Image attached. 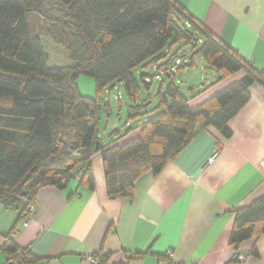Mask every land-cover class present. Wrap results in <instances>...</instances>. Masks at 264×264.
Here are the masks:
<instances>
[{
  "label": "trees",
  "instance_id": "trees-1",
  "mask_svg": "<svg viewBox=\"0 0 264 264\" xmlns=\"http://www.w3.org/2000/svg\"><path fill=\"white\" fill-rule=\"evenodd\" d=\"M55 1L67 14L56 7L40 10L35 0H0V206L19 212L18 222L32 215L44 187L65 190L80 177L81 186L95 190L92 159L97 153L103 157L108 195L132 199L137 180L148 172L158 175L199 127L231 138L229 123L249 102L251 86H264V71L255 69L178 0ZM42 37L62 46L72 66L48 67ZM179 43L193 50L191 67L194 56H201L219 73L215 83L239 71L246 74L198 105L184 94L178 77L167 76L157 90L159 111L127 136L114 131L105 143L100 124L104 109L110 111L106 89L124 83L134 103L128 118L140 115L146 107L140 105L134 71L169 63ZM187 67L185 63L181 71ZM146 75L144 71L140 78L150 90L154 84L145 83ZM82 76L94 79V98L79 90ZM122 137L126 139L120 142ZM15 229L3 235L7 264L37 263L40 258L12 238ZM263 234L264 195L235 211L230 244L236 257L228 264H236L242 243Z\"/></svg>",
  "mask_w": 264,
  "mask_h": 264
},
{
  "label": "crops",
  "instance_id": "crops-1",
  "mask_svg": "<svg viewBox=\"0 0 264 264\" xmlns=\"http://www.w3.org/2000/svg\"><path fill=\"white\" fill-rule=\"evenodd\" d=\"M178 2L255 69L264 71V0ZM204 70L211 71V79L200 83L197 92L189 88L193 105L246 74L239 71L215 83L219 73L209 66ZM79 82L81 93L94 98V83ZM250 96L229 123L231 138L199 127L158 175L148 172L137 180L132 199L108 195L103 157L97 153L92 159L95 190L81 186L77 177L65 190L42 188L35 211L20 222L19 212L0 211V264L10 258L3 249V235L15 226V242L40 258L34 264H91L89 257L95 255H101L104 264L232 262L235 211L264 195V86L252 85ZM238 253L246 255V264H264V234L242 243Z\"/></svg>",
  "mask_w": 264,
  "mask_h": 264
},
{
  "label": "rangeland",
  "instance_id": "rangeland-1",
  "mask_svg": "<svg viewBox=\"0 0 264 264\" xmlns=\"http://www.w3.org/2000/svg\"><path fill=\"white\" fill-rule=\"evenodd\" d=\"M43 47L48 55V61L47 65L50 68H62V67H69L72 66L73 61L70 59L68 52L60 45L55 44L51 39H47L45 37L41 38ZM188 49V46L186 43H179L176 44L173 47V52L176 53L177 51L180 52L179 54L183 55ZM194 62L195 65L193 67H187L186 69L182 70L181 73L178 75V79L181 81L182 84H180L181 89L183 90L184 94L187 96L191 95L190 87H194L195 91L197 92L200 87V83L207 82V79H211V71L204 70V66H208L204 59L201 56H194ZM210 69V68H209ZM154 67H150L148 69V73L150 75H154ZM135 74L139 78V84L141 87V102L140 105H145L146 101L148 99L151 100V105L144 108L141 111V114L129 119V110L132 106H134V103L129 99L125 84H118L116 86V89L114 90L113 94L110 97V111L107 112L106 108L104 109L102 121L100 124V131L101 136L104 138L105 143H109L111 141L110 135L116 131L119 130L122 135H128V131L130 129L134 130L138 128L140 125H142L145 121L146 117H152L156 112L159 111L158 106L160 102V98L156 96V91L159 87V82H155L153 87L148 90L143 83L142 79L140 78L141 73L144 72V69L142 67H138L135 71ZM193 77V80L189 79L188 76L191 75ZM202 76L206 78L205 80H202ZM81 79H89L92 83H94V94L93 96H96V85L93 78L88 76H82L78 80V84L80 83ZM83 81V80H82ZM166 84L163 87V93L166 92ZM121 94L122 99L117 100L115 97ZM127 121H130L129 125H127ZM125 137V136H123ZM123 137L120 139V141L123 139ZM0 211H3L4 213L6 211H9L7 213L13 214L17 213L16 211L7 210L4 207L0 206ZM1 215V213H0ZM1 218V217H0Z\"/></svg>",
  "mask_w": 264,
  "mask_h": 264
},
{
  "label": "built area",
  "instance_id": "built-area-1",
  "mask_svg": "<svg viewBox=\"0 0 264 264\" xmlns=\"http://www.w3.org/2000/svg\"><path fill=\"white\" fill-rule=\"evenodd\" d=\"M187 24L189 27H191L190 23H187ZM179 53L180 52H178L177 55L173 57L169 63L164 62V63H161V65L160 64L154 65V68H155L154 75L152 76L146 75L144 78L145 83L150 84V85L154 84L156 81L160 83L164 81L167 78V76L168 77L175 76L177 78L178 75L181 73V67L185 65V63L187 64L190 61V56H192L193 50L189 47L183 55ZM166 54L170 55L171 50H167ZM113 92L114 90L111 91L109 89H106L105 91L106 101L110 102V97L113 94ZM115 98L117 100H121L122 96L121 94H119ZM32 211L34 212L35 208H32ZM167 256L171 258L173 256V250H169L167 252ZM101 257H102L101 255L91 256L89 257V261L91 264H102ZM236 261H237L236 264H246L247 257L244 254H239ZM176 264H180V263H176Z\"/></svg>",
  "mask_w": 264,
  "mask_h": 264
},
{
  "label": "water",
  "instance_id": "water-1",
  "mask_svg": "<svg viewBox=\"0 0 264 264\" xmlns=\"http://www.w3.org/2000/svg\"><path fill=\"white\" fill-rule=\"evenodd\" d=\"M35 2L40 10L53 9L54 7H56L57 9H61L63 11V15L67 14V10H65V8L62 7L60 3H57L55 0H35ZM187 65L190 67L191 62L189 61ZM160 87L161 86L159 85L157 90H159ZM158 93L159 91L156 92V95H158ZM150 103L151 102H147L144 106L148 107ZM80 172H81L80 170H77V174H79Z\"/></svg>",
  "mask_w": 264,
  "mask_h": 264
}]
</instances>
